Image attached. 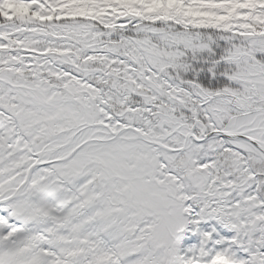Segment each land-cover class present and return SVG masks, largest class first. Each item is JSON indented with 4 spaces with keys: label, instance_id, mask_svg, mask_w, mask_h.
<instances>
[{
    "label": "snow or ice",
    "instance_id": "1",
    "mask_svg": "<svg viewBox=\"0 0 264 264\" xmlns=\"http://www.w3.org/2000/svg\"><path fill=\"white\" fill-rule=\"evenodd\" d=\"M0 264H264V0H0Z\"/></svg>",
    "mask_w": 264,
    "mask_h": 264
}]
</instances>
